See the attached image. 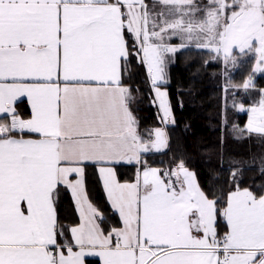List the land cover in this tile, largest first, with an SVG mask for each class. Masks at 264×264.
I'll list each match as a JSON object with an SVG mask.
<instances>
[{"label":"snow or ice","instance_id":"6c2138e0","mask_svg":"<svg viewBox=\"0 0 264 264\" xmlns=\"http://www.w3.org/2000/svg\"><path fill=\"white\" fill-rule=\"evenodd\" d=\"M174 36L222 49L225 60L233 46L252 51L254 72H264V0H0V264H84L89 255L103 264H264V191L237 185L218 209L182 162L162 173L141 159L163 133L151 147L138 134L124 71L141 56L153 86L163 82L164 57L178 50L165 39ZM21 97L30 119L17 113ZM161 107L167 119L163 99ZM251 112L248 130L264 134V99ZM89 162L104 165L123 228L105 234L97 222L104 217L84 187ZM125 162L144 165L134 183L116 178L113 165ZM61 188L84 221L71 239L57 218Z\"/></svg>","mask_w":264,"mask_h":264},{"label":"trees","instance_id":"16d2710c","mask_svg":"<svg viewBox=\"0 0 264 264\" xmlns=\"http://www.w3.org/2000/svg\"><path fill=\"white\" fill-rule=\"evenodd\" d=\"M246 65L234 73L235 81L243 83L252 74V61ZM222 80V64L214 59L212 50L199 46L179 50L169 70V81L162 84L168 90L174 115V122L168 127L169 144L163 152L145 155L148 165L166 169L173 170L182 162L197 176L206 193L219 198L218 209H222L227 194L237 185L257 194L264 191V134L247 131L246 113L237 114L236 108L226 106ZM123 83L133 89L132 110L141 138L149 140L153 129L163 122L141 56H136L124 71ZM255 88L259 91L264 88V74L257 77ZM251 102L245 100L246 104ZM18 106L23 115H30L26 101ZM116 166L121 180L136 178L139 165ZM234 172L238 177L235 181ZM85 177L88 194L104 215L101 221L104 229L117 227L120 219L107 200L97 164L85 165ZM61 192L58 221L70 226L77 222L78 214L68 191L63 188ZM217 229L220 235L225 233L226 220L222 216H218ZM87 264L101 263L89 259Z\"/></svg>","mask_w":264,"mask_h":264},{"label":"rangeland","instance_id":"374dc122","mask_svg":"<svg viewBox=\"0 0 264 264\" xmlns=\"http://www.w3.org/2000/svg\"><path fill=\"white\" fill-rule=\"evenodd\" d=\"M152 2L149 3L150 6ZM208 2L209 0H197V3L201 5L208 3ZM165 43L170 44L173 47H176L178 50L175 53H169L164 57V65H163L164 81L161 82L164 84L169 81V70H170V67L175 63L176 54L179 50L186 48L188 46L203 47V46H200L201 40H197V39L188 40L186 38H182L181 36H174L171 39L166 38ZM182 44L184 45L183 47H181ZM204 48H208L212 50L211 47H204ZM214 59L219 60V62H221L222 64V74H223L222 83L225 87L226 106L228 107L230 106L233 109L236 108L237 114L247 113L250 116L249 121L246 125V127L248 128L249 122L253 118L251 109L253 107H258L261 100L264 99V88L261 89V91L255 88V81L257 77L264 74V72H254L256 60H257V54L252 51H248V50H246L244 53H241L239 51L238 46H233L231 50V56L228 60H225V56H224L222 49L219 54L214 52ZM233 60L235 61L234 63H233ZM250 61H252V64H253L252 74L243 83L235 81L234 80L235 78L233 76L234 73H236L239 69H241V67L244 68L245 66H247L246 64ZM145 65H146L147 70L149 71V67L146 62H145ZM149 77L152 81V74L151 76L149 74ZM250 77H251V83L248 88H245L244 85L245 83L249 82ZM248 99L252 101L251 105L244 104L245 100H248ZM240 105H244V110L240 109ZM69 235L71 236L70 233Z\"/></svg>","mask_w":264,"mask_h":264},{"label":"crops","instance_id":"0c3cea01","mask_svg":"<svg viewBox=\"0 0 264 264\" xmlns=\"http://www.w3.org/2000/svg\"><path fill=\"white\" fill-rule=\"evenodd\" d=\"M146 2H147V0H146ZM148 3V2H147ZM149 4V3H148ZM149 72V74H150V76H151V73H150V71H148ZM162 84H164V83H161V82H158L157 81V83H156V85L155 86H153V93H154V99H155V102L157 103V105H158V107H159V111H160V114H161V118H162V122H163V124L161 125V126H157V127H155L154 129H153V133H152V137L149 139V140H143L145 143H147V144H149V146L151 147L153 144H155V142H156V135H155V133H156V130L157 129H159L160 130V132L161 133H163V141H164V143L163 144H161L160 146H159V150L157 151L156 150V148L155 147H152L151 148V151L150 152H148V153H158V152H163L167 147H168V144H169V138H168V127L171 125V124H173V121H174V115H173V110H172V105H171V101H170V98H169V93H168V90H167V88L165 87V86H163ZM123 85L124 86H126L124 83H123ZM157 86H158V88H159V90H160V93H164L165 95L163 96V98H161L160 97V95H159V93H157V91H156V88H157ZM161 99H163V101H164V103L169 107V109H170V112H169V115H168V118L167 119H165V117H164V112H163V109H162V107H161ZM21 101H26L27 103H28V105H29V107H30V110H31V104H30V101L27 99V97H21L19 100H17L16 101V104H15V107H16V110H17V113L20 115V117L22 118V119H30L31 118V111H30V115L29 116H25V115H23V112L19 109V103L21 102ZM132 102V101H131ZM244 104H246V103H244ZM248 105H251V104H248ZM130 107H131V109H132V106H131V103H130ZM133 111V110H132ZM133 115L135 116V114H134V112H133ZM246 115H247V122H246V124H245V129L247 130V131H249L248 130V128L246 127V125H247V123H248V121H249V115L246 113ZM0 122H7V116L6 115H0ZM137 131H138V134L141 136V134H140V132H139V128H137ZM249 132H253V131H249ZM257 133V132H256ZM17 138H19V136H17ZM24 138L25 139H29V138H31V139H36V138H38L35 134H29V133H26V134H24ZM147 154V153H146ZM146 154H142V156H141V159L142 160H145V155ZM89 163H91V162H89ZM88 163V164H89ZM96 164V163H95ZM123 164H128V163H123ZM102 166H104V165H101V164H97V172H98V175H99V178H100V180H101V182H102V185H103V180H102V177H101V175H100V172H99V168L100 167H102ZM147 167H150V168H157V169H160L161 170V172L162 173H165V172H169V171H172V172H176V171H178V166L176 167V168H174L173 170L172 169H166V168H162V167H159V166H155V165H146ZM113 167L115 168V171H116V178H117V180L121 183V184H125V183H129V184H131V183H134V182H136V180H137V176H138V174L139 173H141L142 172V170H143V167H144V165H139V169H138V173H137V176H136V178L134 179V180H127V181H123V180H121L120 179V177H119V174H118V171H117V166L116 165H113ZM185 167V166H184ZM190 171V170H189ZM190 172H192V171H190ZM193 173V172H192ZM194 178H195V180H196V182L199 184V186H200V188L203 190V188L201 187V185H200V183H199V180H198V178H197V176L196 175H194ZM84 187H85V190H86V192H87V196H88V200L92 203V205L94 206V207H96L97 209H98V211L103 215V213H102V211L97 207V205L91 200V198H90V196H89V194H88V190H87V184H86V177H85V171H84ZM141 179H142V177H141ZM103 188H104V185H103ZM66 191H68V193H69V195L71 196V198H72V200H73V203H74V206H75V210H76V212H77V214H78V219H77V222L75 223V224H73V225H67V224H63V223H61V222H59V226L63 229V231H64V234H65V237H67L68 239H71V236L69 235H67V233H70L69 232V229L70 228H72V227H78V226H80L84 221L82 220V218H81V216H80V212H79V209H78V207H77V205H76V203H75V199H74V197L72 196V194H71V190L70 189H67V188H64ZM63 190V188H61V190H60V194L62 193L61 191ZM250 190V189H249ZM104 191H105V195H106V197H107V200H108V202H109V204H110V206H111V201L108 199V196H107V191H106V189L104 188ZM141 192H142V190H141ZM60 202H61V195H59V199H58V201H57V204H56V211H58V206H59V204H60ZM111 208L117 213V215L119 216V219H120V224L116 227V226H113L112 228H109L108 230H105L104 229V227H103V225H102V222L101 221H97L98 223H100L101 224V227L105 230V234H107L108 233V231L110 230V229H113V228H123V220H122V218L120 217V215H119V213L111 206ZM104 216V215H103ZM57 218H58V213H57ZM217 222H218V218H217ZM229 229L227 228V225H226V229H225V233L228 231ZM217 232H218V229H217ZM219 234V233H218ZM73 250L74 251H77L78 249L77 248H73ZM89 259H93V260H98L101 264H103V257H100V256H94V255H89V256H86L85 258H84V264H87V261L89 260Z\"/></svg>","mask_w":264,"mask_h":264}]
</instances>
